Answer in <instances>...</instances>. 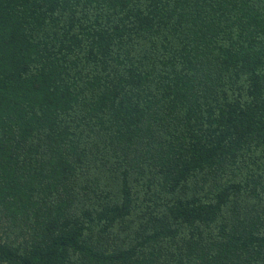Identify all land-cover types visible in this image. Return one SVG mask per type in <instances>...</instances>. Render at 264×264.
Here are the masks:
<instances>
[{"label": "trees", "instance_id": "trees-1", "mask_svg": "<svg viewBox=\"0 0 264 264\" xmlns=\"http://www.w3.org/2000/svg\"><path fill=\"white\" fill-rule=\"evenodd\" d=\"M0 264H264V0H0Z\"/></svg>", "mask_w": 264, "mask_h": 264}]
</instances>
